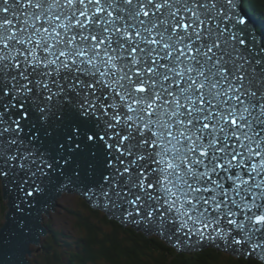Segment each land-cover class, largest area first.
<instances>
[{
  "label": "snow or ice",
  "instance_id": "obj_1",
  "mask_svg": "<svg viewBox=\"0 0 264 264\" xmlns=\"http://www.w3.org/2000/svg\"><path fill=\"white\" fill-rule=\"evenodd\" d=\"M64 193L264 264V29L240 0H0V264Z\"/></svg>",
  "mask_w": 264,
  "mask_h": 264
},
{
  "label": "trees",
  "instance_id": "obj_2",
  "mask_svg": "<svg viewBox=\"0 0 264 264\" xmlns=\"http://www.w3.org/2000/svg\"><path fill=\"white\" fill-rule=\"evenodd\" d=\"M257 29H264V0H242ZM7 210L6 201L0 215ZM72 231L50 224L48 235L29 264H220L228 257L214 249L178 251L159 236H147L82 200L67 208ZM162 239V240H161Z\"/></svg>",
  "mask_w": 264,
  "mask_h": 264
},
{
  "label": "rangeland",
  "instance_id": "obj_3",
  "mask_svg": "<svg viewBox=\"0 0 264 264\" xmlns=\"http://www.w3.org/2000/svg\"><path fill=\"white\" fill-rule=\"evenodd\" d=\"M258 23L256 22L255 25ZM257 27V26H256ZM82 200H84L78 193L68 194L64 193L63 195L57 196L55 199L57 205L54 206L55 209H49L48 213H42L41 223L48 228L47 224H50L51 227L55 230H61L64 233H70L72 231L71 218L67 212V208H74ZM128 226V225H127ZM48 234H40V243L32 244L34 251L31 253L29 258L32 261L34 254L38 252V249L41 247V242ZM149 236H158L155 233H152ZM162 240V239H161ZM30 261V262H31Z\"/></svg>",
  "mask_w": 264,
  "mask_h": 264
},
{
  "label": "water",
  "instance_id": "obj_4",
  "mask_svg": "<svg viewBox=\"0 0 264 264\" xmlns=\"http://www.w3.org/2000/svg\"><path fill=\"white\" fill-rule=\"evenodd\" d=\"M242 10V9H241ZM243 14L245 15V17L247 19H249L252 23L253 21L251 20V18L248 16V14L246 12H244L242 10ZM254 24V23H253ZM57 198L54 197L52 200H50L48 202V204L46 205V211L44 210V208H42L41 206H38V210H34V216L36 217V224H37V227L35 229V233H34V236L32 237V239L29 240L28 244H27V247L23 253V259L25 261V264H29L30 260H29V256L31 255V253L33 252V248H32V244L34 243H38L40 242V234H46L47 233V228L41 223V220H42V213H48V210L50 209V207H54L57 205L55 199ZM7 204V202H6ZM93 206L94 208H96L94 205H91ZM97 209H100V208H97ZM8 205H7V210L6 212L8 211ZM102 210L103 212H105L107 214L106 211H104L103 209H100ZM108 215V214H107ZM110 218H113L112 216L108 215ZM116 220H118L120 222V220L118 218H114ZM123 224V223H122ZM125 226L128 225V224H124ZM133 228H135L136 230H140L142 232H144L145 235L149 236L151 234H149L148 232L144 231L143 229H138L136 228L135 226L131 225ZM156 234V233H155ZM158 235V234H157ZM159 236V235H158ZM160 238L163 239V237L159 236ZM167 243V242H166ZM168 244V243H167ZM170 245V244H169ZM173 246V245H171ZM174 247V246H173ZM177 249V248H176ZM178 251H185V250H181V249H177Z\"/></svg>",
  "mask_w": 264,
  "mask_h": 264
},
{
  "label": "clouds",
  "instance_id": "obj_5",
  "mask_svg": "<svg viewBox=\"0 0 264 264\" xmlns=\"http://www.w3.org/2000/svg\"><path fill=\"white\" fill-rule=\"evenodd\" d=\"M241 1L242 0H240V6H241V9L244 11V12H246L247 14H248V12L243 8V6H242V4H241ZM248 16L251 18V20L253 21V23H256V19L252 16V15H249L248 14ZM257 26V25H256ZM257 28V27H256ZM129 225V224H128ZM131 226V225H130ZM48 228H47V233L46 234H48ZM164 240V239H163ZM175 248V247H174ZM176 249V248H175ZM33 251H34V249H33ZM29 260H30V258H29Z\"/></svg>",
  "mask_w": 264,
  "mask_h": 264
},
{
  "label": "bare ground",
  "instance_id": "obj_6",
  "mask_svg": "<svg viewBox=\"0 0 264 264\" xmlns=\"http://www.w3.org/2000/svg\"><path fill=\"white\" fill-rule=\"evenodd\" d=\"M254 25H255V23H254ZM256 26V25H255ZM50 209H55L54 207H50ZM48 212H49V210H48ZM45 213V212H44ZM40 242H38V243H34V244H39Z\"/></svg>",
  "mask_w": 264,
  "mask_h": 264
}]
</instances>
